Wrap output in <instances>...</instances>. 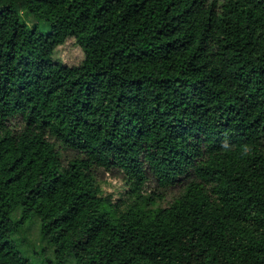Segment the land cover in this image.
<instances>
[{
  "label": "trees",
  "instance_id": "1",
  "mask_svg": "<svg viewBox=\"0 0 264 264\" xmlns=\"http://www.w3.org/2000/svg\"><path fill=\"white\" fill-rule=\"evenodd\" d=\"M31 219L60 264H264V0H0V264Z\"/></svg>",
  "mask_w": 264,
  "mask_h": 264
},
{
  "label": "rangeland",
  "instance_id": "2",
  "mask_svg": "<svg viewBox=\"0 0 264 264\" xmlns=\"http://www.w3.org/2000/svg\"><path fill=\"white\" fill-rule=\"evenodd\" d=\"M21 19L31 28L37 27L41 34L51 32L50 24L38 21L28 11L20 12ZM55 58L69 66H78L84 60L82 49L76 44L74 38L69 39L64 46L57 49ZM101 194L104 197H111L116 203L119 199L127 200L128 186L126 181L118 173H100ZM154 190L155 186L151 185ZM165 205V203H163ZM21 212L14 213L15 220L20 219ZM21 253L30 259L31 264H60L55 257V249L49 246L41 236V225L38 219L29 220L22 232L14 236ZM74 259L69 258L64 264H73Z\"/></svg>",
  "mask_w": 264,
  "mask_h": 264
}]
</instances>
